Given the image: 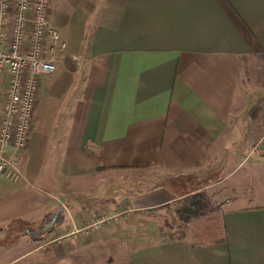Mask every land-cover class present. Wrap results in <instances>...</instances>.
<instances>
[{
  "label": "crops",
  "instance_id": "crops-1",
  "mask_svg": "<svg viewBox=\"0 0 264 264\" xmlns=\"http://www.w3.org/2000/svg\"><path fill=\"white\" fill-rule=\"evenodd\" d=\"M48 24L63 63L39 81L17 176L0 179V228L27 222L32 244L0 245V264H264V195L229 182L242 164L264 171L241 83L244 60L264 57V0H49ZM240 119L256 156L224 173L221 221L204 216L202 240L160 234L153 214L184 197L170 181L124 196L113 220L90 217L113 206L99 174L198 176Z\"/></svg>",
  "mask_w": 264,
  "mask_h": 264
},
{
  "label": "rangeland",
  "instance_id": "rangeland-1",
  "mask_svg": "<svg viewBox=\"0 0 264 264\" xmlns=\"http://www.w3.org/2000/svg\"><path fill=\"white\" fill-rule=\"evenodd\" d=\"M80 28V26L75 27L76 31ZM63 31H65L64 28ZM57 60L59 64V62L63 60V55H58ZM241 83L242 87H247L248 89V98L246 99L247 106H242V112L244 114L245 110L249 111L248 116H250L249 124L251 129H255L256 131L257 129L264 130V57L257 56L244 60ZM245 102L243 104H245ZM238 110L240 109H237L235 112ZM239 113L241 114V112ZM243 114L240 116L243 117ZM237 123V129L235 128V132H238V138L234 139L232 145L227 146L225 151L222 152L219 157L214 159L216 160L214 164L209 166L213 168L209 170H202L201 174L198 176L191 175L174 179L173 176L168 178V175L156 173L154 170L134 171L133 173L121 171L117 174L104 172L102 175L99 174V177L102 176L100 179H103V182H105L103 189L104 194L102 193L104 195L105 202H112L113 206H111L109 210L100 206L88 207V212L91 214L90 217L93 218L97 216L96 212H98L99 215H104L105 222L113 220L115 219V216H118L117 214L122 212L125 207V200L123 199L124 196H128L136 191L144 190L147 187L167 184L169 181L171 182L170 184H173L172 189L175 190L176 194L179 196L183 195L185 197L192 193L203 192L211 208V212L208 215L213 213L219 215V204L223 202L227 196H229L224 192L222 184L219 183L223 178L224 173H228L229 170L237 166L241 160L243 161V158H245L247 154L250 155L248 156V160L254 159L253 157L256 156L254 154H250V150L254 145L247 144L245 138L243 139L246 128L245 123L241 119ZM21 160L22 157L20 155L13 160V163L17 164V168L19 170ZM240 166L241 167H238L234 171L235 174L229 179V182L237 180V184H239L234 190L243 198L249 195L257 197L258 193H262L264 195V171L257 176H254L252 173L250 175L246 173L245 176L244 172L249 169V165L246 163ZM2 178L12 179V177L8 175L0 176V179ZM242 184L243 186H240ZM99 190L100 188L98 189V192ZM88 195L92 194L89 193ZM179 205L180 201L178 204H169L164 210L156 211L153 214L152 217L157 219L160 224V234L165 235L166 237L185 236L193 241L202 240L203 238L195 236V233L196 229H199L202 226L204 216L193 220L189 224L183 223L177 219L174 213L175 207H178ZM216 220L220 223L217 216ZM33 233L34 227L27 222L19 221L12 223V225L7 228H0V245L9 246L18 242L20 246L10 249L6 252V255L18 252L22 249L21 246H31Z\"/></svg>",
  "mask_w": 264,
  "mask_h": 264
},
{
  "label": "built area",
  "instance_id": "built-area-1",
  "mask_svg": "<svg viewBox=\"0 0 264 264\" xmlns=\"http://www.w3.org/2000/svg\"><path fill=\"white\" fill-rule=\"evenodd\" d=\"M48 5L0 0V176L12 179L18 173L13 160L27 145L39 81L54 73L66 48L48 24Z\"/></svg>",
  "mask_w": 264,
  "mask_h": 264
},
{
  "label": "trees",
  "instance_id": "trees-1",
  "mask_svg": "<svg viewBox=\"0 0 264 264\" xmlns=\"http://www.w3.org/2000/svg\"><path fill=\"white\" fill-rule=\"evenodd\" d=\"M179 201L180 205L178 207H175L174 213L177 219L183 223H188L198 217L206 216L211 212L210 204L206 200V196L203 192H197L187 195L182 199L174 202V204H178ZM219 220L221 221L220 216ZM218 223L219 222H217V224ZM220 227H222V225H220Z\"/></svg>",
  "mask_w": 264,
  "mask_h": 264
}]
</instances>
